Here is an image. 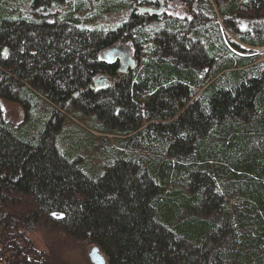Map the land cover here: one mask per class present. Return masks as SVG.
Segmentation results:
<instances>
[{
    "label": "trees",
    "instance_id": "obj_1",
    "mask_svg": "<svg viewBox=\"0 0 264 264\" xmlns=\"http://www.w3.org/2000/svg\"><path fill=\"white\" fill-rule=\"evenodd\" d=\"M229 34L264 46V0H0V97L25 107L0 106V261L50 264L47 227L107 264H264V55ZM59 108L113 134L99 165Z\"/></svg>",
    "mask_w": 264,
    "mask_h": 264
},
{
    "label": "rangeland",
    "instance_id": "obj_2",
    "mask_svg": "<svg viewBox=\"0 0 264 264\" xmlns=\"http://www.w3.org/2000/svg\"><path fill=\"white\" fill-rule=\"evenodd\" d=\"M179 9V5L174 7L170 6L167 9L168 14L181 15ZM112 18L115 20L114 17ZM103 23H105V19L92 23V27H102ZM229 37L247 49L257 51L261 56L264 55V46H250L249 44L235 38L231 34H229ZM129 51L133 56L130 47ZM0 106L5 119L12 122L14 126H18L25 119V107L20 102L0 97ZM58 111V117L62 115V119L57 121L56 125L59 124L60 129L63 127V129L59 130L58 137L62 135L61 139H65L67 142L70 141V143L75 140L77 143L76 147H79L80 149H75L74 155L77 159L79 157L81 162H89V164L96 166L99 165L102 160H104L105 154L109 153L112 147L116 145L115 140H113V134L111 136V134H106L104 132L93 131V133L97 135L94 136V134H92V137H95L96 141H90L84 134L88 133L90 135L88 129H90L92 125L90 124L91 118L89 115L83 116L75 114V116L67 117V115L63 114L65 112L64 108H59ZM30 112L33 113L34 110ZM78 132H80L81 135L78 134ZM107 143L108 145L105 147L106 149H103V146ZM60 148L63 147L60 146ZM29 237L32 239L36 247L49 253L47 258L50 264H92L89 260L88 252L93 244L75 241L72 238H68L61 232L47 227L34 228L30 231ZM0 264L6 263L4 261H0Z\"/></svg>",
    "mask_w": 264,
    "mask_h": 264
},
{
    "label": "water",
    "instance_id": "obj_3",
    "mask_svg": "<svg viewBox=\"0 0 264 264\" xmlns=\"http://www.w3.org/2000/svg\"><path fill=\"white\" fill-rule=\"evenodd\" d=\"M146 11H150V9H145ZM157 11V10H155ZM107 54L110 57H114L118 55L121 58V63L118 68L120 72H126L128 67L134 64V58L132 57L128 46L121 45L112 47L107 51ZM102 84V76H98L94 79V86L98 87ZM89 260L92 264H107L105 256L99 251L98 247L93 245L88 252Z\"/></svg>",
    "mask_w": 264,
    "mask_h": 264
},
{
    "label": "flooded vegetation",
    "instance_id": "obj_4",
    "mask_svg": "<svg viewBox=\"0 0 264 264\" xmlns=\"http://www.w3.org/2000/svg\"><path fill=\"white\" fill-rule=\"evenodd\" d=\"M107 57H108L109 60H111V59L114 58V57H110V56H108V55H107ZM108 81H109V77L106 76V75H104V77H103V81H102V86H103V85H107Z\"/></svg>",
    "mask_w": 264,
    "mask_h": 264
}]
</instances>
